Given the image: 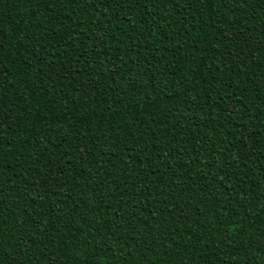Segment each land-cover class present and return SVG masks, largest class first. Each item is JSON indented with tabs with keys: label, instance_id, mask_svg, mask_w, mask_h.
Listing matches in <instances>:
<instances>
[{
	"label": "trees",
	"instance_id": "trees-1",
	"mask_svg": "<svg viewBox=\"0 0 264 264\" xmlns=\"http://www.w3.org/2000/svg\"><path fill=\"white\" fill-rule=\"evenodd\" d=\"M0 264H264V0H0Z\"/></svg>",
	"mask_w": 264,
	"mask_h": 264
}]
</instances>
